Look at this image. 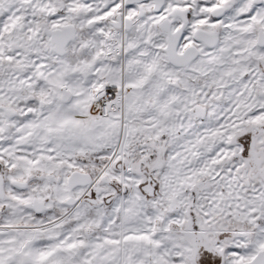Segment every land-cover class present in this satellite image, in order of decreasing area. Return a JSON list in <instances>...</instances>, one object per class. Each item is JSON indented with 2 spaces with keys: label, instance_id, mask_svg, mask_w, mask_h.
Returning a JSON list of instances; mask_svg holds the SVG:
<instances>
[{
  "label": "snow or ice",
  "instance_id": "1",
  "mask_svg": "<svg viewBox=\"0 0 264 264\" xmlns=\"http://www.w3.org/2000/svg\"><path fill=\"white\" fill-rule=\"evenodd\" d=\"M0 264H264V0H0Z\"/></svg>",
  "mask_w": 264,
  "mask_h": 264
}]
</instances>
